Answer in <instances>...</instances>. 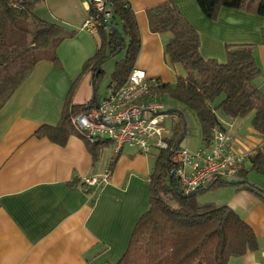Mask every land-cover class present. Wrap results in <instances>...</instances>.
Instances as JSON below:
<instances>
[{"label":"crops","instance_id":"1","mask_svg":"<svg viewBox=\"0 0 264 264\" xmlns=\"http://www.w3.org/2000/svg\"><path fill=\"white\" fill-rule=\"evenodd\" d=\"M127 1L141 38L134 69L142 71L147 79L173 84L183 71L165 63L162 46L168 35L151 33L145 14L148 8L168 0ZM171 1L197 32L204 59L223 62L226 45H251L261 70L252 86L264 92V17L221 8L216 19L209 20L195 0ZM34 13L43 20L60 22L74 35L56 47L59 65L38 62L0 110V264L115 263L148 207L147 179L152 163L148 155L133 148L124 152V147L117 153L112 144L101 148L100 158L94 163L77 132L64 146L35 136L40 126L57 124L76 79L71 104H84L91 98V76L81 75V69L94 54L99 39L96 33L82 28L89 18L83 0H42ZM171 104L180 109L178 104ZM251 118L248 114L222 121L235 153L247 156L255 148H264V137L253 130ZM199 148L204 146L200 144ZM111 160L114 164L107 183L96 193L87 194L83 180L104 174ZM247 180L264 187L263 176L249 178L248 174ZM237 188L231 183L218 187L211 193V201L241 216L254 232L258 249L231 258L228 264H264V204L254 193Z\"/></svg>","mask_w":264,"mask_h":264},{"label":"trees","instance_id":"2","mask_svg":"<svg viewBox=\"0 0 264 264\" xmlns=\"http://www.w3.org/2000/svg\"><path fill=\"white\" fill-rule=\"evenodd\" d=\"M42 0H0V110L14 92L31 74L40 61L59 65L56 47L74 35L58 21H46L34 10ZM110 12L108 18H98L99 44L94 54L82 65L81 75L91 76L92 96L84 104H71V95L79 80L76 79L66 96L57 124L42 125L35 132L37 138L64 146L75 134L70 119L96 107L98 83L104 75L103 63L115 60L107 84L123 85L137 59L141 38L134 11L127 0H103ZM201 13L209 20L216 19L221 8L253 12L264 17V0H195ZM148 29L153 34H167L162 46L164 61L179 67L173 84L154 78L148 97H167L180 109H167L162 114L172 119L166 149H153L147 154L152 163L147 183L149 202L131 232L128 245L115 262L101 264H228L231 258L241 257L258 249L251 227L241 216L225 205L202 202L199 195L207 189L231 183L238 191L254 193L264 204V187L247 180L249 172L264 177V148H255L246 156L238 169L237 180L220 181L183 193L175 175L172 158L181 149L187 136L185 112L192 113L201 134V144L209 146L214 126L223 129L222 121L236 120L252 114L251 126L264 137V92L252 86L261 75L254 60L252 47L247 44L226 45L225 60L204 59L199 52V37L195 29L182 16L171 1L159 3L145 11ZM92 158L98 161L101 148L110 141H90L83 135ZM119 153V151L117 152ZM114 164L107 166L110 175ZM78 182V181H77ZM84 185V182L82 183ZM101 186L85 189L93 194Z\"/></svg>","mask_w":264,"mask_h":264},{"label":"built area","instance_id":"3","mask_svg":"<svg viewBox=\"0 0 264 264\" xmlns=\"http://www.w3.org/2000/svg\"><path fill=\"white\" fill-rule=\"evenodd\" d=\"M89 18L82 28L95 34L98 18H108L110 12L103 0H83ZM152 79L142 71L133 69L127 81L106 88L96 107H91L70 119L72 128L90 141L106 139L116 152L124 147L147 155L153 149H166L169 130L164 125V105L156 98H149ZM246 155L235 153L227 132L219 126L211 130L210 144L191 153L180 149L173 155L176 177L185 195L220 181L237 180L238 169ZM109 174L92 176L83 180L86 189L107 183Z\"/></svg>","mask_w":264,"mask_h":264},{"label":"rangeland","instance_id":"4","mask_svg":"<svg viewBox=\"0 0 264 264\" xmlns=\"http://www.w3.org/2000/svg\"><path fill=\"white\" fill-rule=\"evenodd\" d=\"M122 55L119 54L118 56H116L115 58H110L108 60H106L103 65H102V69L104 71V75L103 77L101 78V80L99 81L98 83V89H97V95L98 97L99 96H102L105 92V89L107 87V84L109 82V79H110V73L112 72L113 70V67H114V63H115V60L116 59H119ZM85 94H87V92H84ZM87 97H85L86 99ZM84 99V100H85ZM162 102L163 104L168 108V109H172L173 106H172V100L167 98V97H163L162 98ZM185 118H186V121H187V136L185 137V139L182 141L181 143V148L182 149H187L189 152L193 153L195 151H197L200 147V144H201V134H200V129H199V126L195 120V118L193 117L192 113L190 112H185ZM164 125L165 127L169 130L171 129V121L170 119L168 118H165L164 119ZM75 132V130H74ZM81 134V133H79ZM232 145V143H231ZM233 149V148H232ZM130 149L128 147H125L124 148V152H127L129 151ZM110 152V151H109ZM114 154V153H113ZM238 154H242V153H238ZM243 155V154H242ZM150 158V156H148ZM255 173L253 172H249V178H252L254 177ZM216 188L212 189V190H208V191H204L203 194L199 197V199L203 202H206L204 201L205 199L207 200H210L209 202H212L211 199L213 198L212 197V192L215 191ZM257 239V238H256ZM258 242V241H257Z\"/></svg>","mask_w":264,"mask_h":264}]
</instances>
